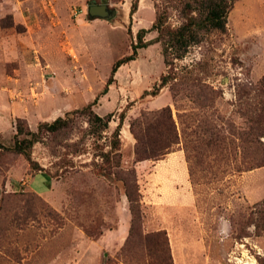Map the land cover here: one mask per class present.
I'll use <instances>...</instances> for the list:
<instances>
[{
    "label": "rangeland",
    "instance_id": "rangeland-1",
    "mask_svg": "<svg viewBox=\"0 0 264 264\" xmlns=\"http://www.w3.org/2000/svg\"><path fill=\"white\" fill-rule=\"evenodd\" d=\"M92 2L102 0H0V264L149 263L137 238L126 245L129 202L123 184L103 170L102 153L120 123L122 168L136 172L143 230L167 233L174 264H264V234L247 222L264 199V166L233 171L242 162L232 154L189 162L182 133L161 159L136 162L130 129L142 113L168 105L180 131L214 120L231 131L247 127L248 95L264 76V0H236L226 33L205 34L174 60L185 82L175 99L169 86L145 94L168 71L161 42L139 48L102 91L158 10L167 8L173 27L184 21L176 2L139 0L132 13L134 0H107L116 10L109 20L90 16ZM157 36L152 30L145 40ZM96 97L94 111L112 115L100 133L74 112ZM58 117L68 126L39 131ZM18 118L39 131L32 159L44 170L9 149ZM40 172L53 180L46 196L36 193L44 175L32 179Z\"/></svg>",
    "mask_w": 264,
    "mask_h": 264
},
{
    "label": "trees",
    "instance_id": "trees-1",
    "mask_svg": "<svg viewBox=\"0 0 264 264\" xmlns=\"http://www.w3.org/2000/svg\"><path fill=\"white\" fill-rule=\"evenodd\" d=\"M172 1L176 2L184 21L178 27H173L168 23L167 8L158 10L152 27L149 29L141 28L138 31L137 42L133 45V53L118 59L114 63L102 94L108 92L118 68L136 59L139 48L147 47L153 42H161L168 71L161 76L160 83L152 90L145 91V94L156 96L162 88L169 86L175 99L177 96L176 88L184 81L182 76L175 71L174 60L181 59L188 51L189 46L200 42L205 34L226 33L228 16L236 2V0ZM138 3L139 0H134L131 8L132 13L137 10ZM152 30H156L158 36L154 40H145L146 33ZM187 76L189 78V75ZM188 78L185 77L184 79ZM206 87L213 94L216 93L212 87ZM248 99L251 100L249 112L245 114L248 126L233 131L228 130L222 122L216 120L206 123L199 130L191 129L188 132V129L183 127L180 131L169 105L157 111L142 113L140 117L130 123L131 132L136 139L134 149L136 162L161 159L172 152L174 147L180 143V133H182L184 150L189 162L196 160L199 164L200 159L212 154L224 156L232 154L237 158L239 156L242 162V165L238 164L233 171L239 172L264 166V76L251 89ZM97 100L98 97L93 103L74 111L87 115L93 133H100L108 129L112 118L111 114L101 116L94 111L93 105L97 103ZM68 123L67 118L58 117L51 123L40 124L39 131L55 132L68 126ZM121 126V123L118 124L113 131L110 149L102 153V158L105 162L103 170L109 175H114L115 179L123 184L124 193L129 202L132 221L126 245H130L132 239L137 238L149 257L148 264H174L167 233L164 230L145 233L143 230L141 193L136 172L134 169L124 170L122 168ZM39 131L35 132L26 128L22 119L18 118L15 142L9 149L23 154L32 167L37 165L34 168L44 170L32 159V149L35 143L39 141ZM2 148L5 147L0 142V149ZM1 199L3 200V197ZM247 222L255 227L258 234H264V199L253 205Z\"/></svg>",
    "mask_w": 264,
    "mask_h": 264
},
{
    "label": "water",
    "instance_id": "water-1",
    "mask_svg": "<svg viewBox=\"0 0 264 264\" xmlns=\"http://www.w3.org/2000/svg\"><path fill=\"white\" fill-rule=\"evenodd\" d=\"M89 14L92 18H103L109 20L116 15V10L111 9L107 5V0H102V3L100 4L92 2L89 7Z\"/></svg>",
    "mask_w": 264,
    "mask_h": 264
},
{
    "label": "crops",
    "instance_id": "crops-1",
    "mask_svg": "<svg viewBox=\"0 0 264 264\" xmlns=\"http://www.w3.org/2000/svg\"><path fill=\"white\" fill-rule=\"evenodd\" d=\"M44 175V177H45V180H47V182H46V184H44L45 186H43V187H41V188H39V189H37V191H36V193L37 194H39V195H42V196H46V194H48L49 193V184H52V182H53V180H52V178L49 176H47L46 174H44L43 172H40V173H38V174H36V175H34V176H32V179H34L37 175ZM31 183V182H30ZM35 192V191H34Z\"/></svg>",
    "mask_w": 264,
    "mask_h": 264
}]
</instances>
